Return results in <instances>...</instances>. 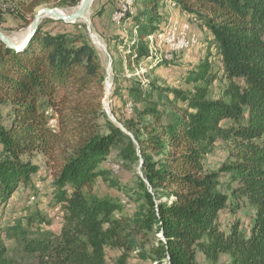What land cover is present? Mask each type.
<instances>
[{"label":"trees","instance_id":"trees-1","mask_svg":"<svg viewBox=\"0 0 264 264\" xmlns=\"http://www.w3.org/2000/svg\"><path fill=\"white\" fill-rule=\"evenodd\" d=\"M160 1L202 23L219 70L204 59L191 75L193 90L173 91L183 106L167 114L149 107L136 129L123 123L131 136L105 111L106 70L87 35L42 23L22 50L0 42V200L31 182L37 169L22 158L40 154L63 212L59 233L38 212L7 229L16 249L0 241V264H110L107 248L126 253L116 264H130L136 238L149 232L164 240L140 256L157 264H264V0H143L142 17L133 18L137 62L148 55L143 39L156 33ZM45 2L32 0L25 10L33 15ZM219 78L226 85L214 99L210 87ZM219 142L233 145L231 164L210 172L205 161ZM115 149L121 160L143 162L146 213L132 221L114 219L119 206L91 194ZM222 172L256 210L249 232L220 229L228 204Z\"/></svg>","mask_w":264,"mask_h":264},{"label":"rangeland","instance_id":"rangeland-1","mask_svg":"<svg viewBox=\"0 0 264 264\" xmlns=\"http://www.w3.org/2000/svg\"><path fill=\"white\" fill-rule=\"evenodd\" d=\"M32 0H0V30L15 43L20 44L25 39L35 15L44 8H56L69 14L77 8L82 0H45L46 2L29 15L25 6ZM123 0H94L90 8V24L77 22L75 24H59L50 18L43 19L42 23L47 30L68 33L82 32L87 35L90 42L101 53L106 70L105 98L109 110L114 111L115 120L119 118L124 124L136 129L144 111L155 108L160 112L169 113L174 105L183 106L174 96L173 91L189 92L193 90L194 83L190 81L191 75L207 57L218 71V57L213 45L211 34L202 23L193 16L184 13L174 1H160L158 8V23L153 36L144 38L148 49L146 58L138 62L133 48L139 42L137 36L138 26L133 18H141L145 11L143 0H137L126 16L119 19L115 13H122ZM128 11V12H129ZM41 23V24H42ZM184 26H188V39H196L197 45L186 51L173 53L164 42L168 33L180 34ZM92 35L95 37L92 39ZM94 40V42H93ZM104 48L102 49L101 45ZM111 63V66L109 64ZM111 71V72H110ZM220 78L221 72L219 71ZM220 78L210 87V96L214 99L221 97V91L226 82ZM109 79L111 81H109ZM108 84L110 88H108ZM201 85V84H196ZM107 89L109 94H107ZM134 91L136 93H134ZM125 129V128H124ZM126 130V129H125ZM233 145L219 142L205 161V168L210 172L221 171L231 164V151ZM119 150L115 149L101 167L106 173L99 177L91 194L98 199H108L119 206L114 219H129L132 221L138 215H145V202L142 200L143 180L142 163L124 161L119 158ZM24 162H29L36 173L28 185L21 184L12 197L7 201L0 200V241L11 251L16 249V243L7 238V229L18 223L27 225L33 213H42L50 221L49 229L59 233L63 225L62 209L55 204L53 178L46 167V160L40 154L24 156ZM222 191L228 196L226 209L219 218L220 229L229 234L235 226L242 231L249 232L256 215L255 208L242 197L235 194L237 183L230 180L229 174L222 172ZM166 202L164 198L162 200ZM137 250L126 256L130 264H157L152 260H144L140 256L142 250L149 252L158 247L163 241V234L149 232L143 237L136 238ZM125 252L117 249H106V257L110 264H116ZM14 256V254H13ZM200 261L203 260L199 257ZM223 258L221 264H226ZM26 264L28 261L25 262ZM166 264V261L163 263Z\"/></svg>","mask_w":264,"mask_h":264},{"label":"water","instance_id":"water-1","mask_svg":"<svg viewBox=\"0 0 264 264\" xmlns=\"http://www.w3.org/2000/svg\"><path fill=\"white\" fill-rule=\"evenodd\" d=\"M93 0H82V6L79 11L72 13V14H65L62 11L56 9V8H44L38 11V13L35 15V18L29 28L28 36L20 43H15L11 38L6 36L1 30H0V42L4 45H6L8 48L16 49V50H22L29 42L30 40L37 34L41 23L43 19L50 18L55 21L64 22L66 24H76L78 21L83 19L85 15L90 11V8L92 6ZM95 36L92 35V39ZM94 42V40H93ZM111 66V63L109 64ZM108 88H110V85L108 84ZM107 94H109V90L107 89ZM104 108L107 113V115L110 117V119L117 123V121L111 116V112L109 110V106L106 101H104ZM122 128V126L120 125ZM122 130L129 136V134L124 128ZM164 238V236H163Z\"/></svg>","mask_w":264,"mask_h":264},{"label":"bare ground","instance_id":"bare-ground-1","mask_svg":"<svg viewBox=\"0 0 264 264\" xmlns=\"http://www.w3.org/2000/svg\"><path fill=\"white\" fill-rule=\"evenodd\" d=\"M136 1L137 0H123L122 13H119V15L116 16L118 18V20L123 18L124 15L126 16L127 14L130 13L129 10H131L133 8ZM81 6H82V3L77 8H75L73 11H71L69 14H72V13L79 11ZM80 21L83 23H86V24H90V13L88 12L85 15V17L83 19H81ZM186 28H188V26H184L183 31L178 35L168 33V40H170V42L166 41L167 35L164 36V42L171 48V52H173V53L183 52V51H186L187 49L197 45L198 41L196 39H188L185 36L184 32H186V30H185ZM28 33H29V30L27 31V34H25V38L28 36ZM100 45L103 49L104 48L103 44H100ZM109 81H111V80L109 79Z\"/></svg>","mask_w":264,"mask_h":264},{"label":"built area","instance_id":"built-area-1","mask_svg":"<svg viewBox=\"0 0 264 264\" xmlns=\"http://www.w3.org/2000/svg\"><path fill=\"white\" fill-rule=\"evenodd\" d=\"M115 15H118V11L115 13ZM185 30H186V36H187V34H188V28H186ZM166 41L167 42H170V40H168V34L166 36Z\"/></svg>","mask_w":264,"mask_h":264}]
</instances>
